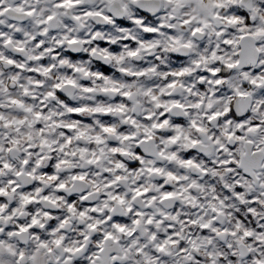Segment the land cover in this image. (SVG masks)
<instances>
[{
    "label": "snow or ice",
    "instance_id": "obj_1",
    "mask_svg": "<svg viewBox=\"0 0 264 264\" xmlns=\"http://www.w3.org/2000/svg\"><path fill=\"white\" fill-rule=\"evenodd\" d=\"M0 264H264V0H0Z\"/></svg>",
    "mask_w": 264,
    "mask_h": 264
},
{
    "label": "flooded vegetation",
    "instance_id": "obj_2",
    "mask_svg": "<svg viewBox=\"0 0 264 264\" xmlns=\"http://www.w3.org/2000/svg\"><path fill=\"white\" fill-rule=\"evenodd\" d=\"M107 68V66H105Z\"/></svg>",
    "mask_w": 264,
    "mask_h": 264
}]
</instances>
